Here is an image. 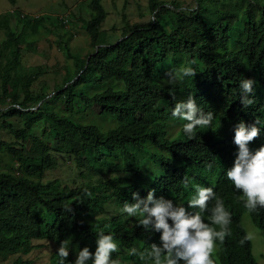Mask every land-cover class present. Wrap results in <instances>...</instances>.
Returning a JSON list of instances; mask_svg holds the SVG:
<instances>
[{
    "label": "trees",
    "instance_id": "16d2710c",
    "mask_svg": "<svg viewBox=\"0 0 264 264\" xmlns=\"http://www.w3.org/2000/svg\"><path fill=\"white\" fill-rule=\"evenodd\" d=\"M148 4L153 20L131 24L124 19L121 38L110 42L102 30L108 16L103 0H89L85 30L93 52L86 58L73 56L74 67L66 68L63 83L50 98L35 91V82L45 71L19 73L25 46L21 34L8 32L0 49V99L11 98L13 105L0 110V127L15 141L0 139V154L11 155L17 167L0 173L4 261L18 255L12 264H30L23 256L54 244L51 263L59 264L58 249L64 242L69 251L65 264H74L84 247L94 258L97 234L103 232L118 245L112 259L123 256L132 264H145L140 254L163 242L153 226L149 230L136 226L139 216L120 212L125 202H136L133 193L143 200L154 190V199L163 197L190 214L197 212L188 208L196 186L210 185L211 177L234 165L239 152L234 136L240 122L250 128L259 120V136L248 146L250 150L264 146V3L238 0L225 7L221 0H198L193 10H184L177 1L171 6L163 0ZM20 19L33 22L23 15ZM61 45L69 51L66 42ZM183 67L196 74L169 84L165 73ZM243 79L255 82L247 94L253 100L248 107L241 103ZM189 95L200 111L214 116L211 126L197 127L191 139L183 131L187 121L171 114L175 103ZM77 108L86 116L76 118ZM14 117L23 121L22 127L14 124ZM38 123L43 124L46 140L33 134ZM52 151L71 158L81 179L100 178L82 185L43 182L46 172L57 165ZM184 177L189 179L187 187ZM216 191L238 216L234 190ZM110 204L116 206V215H109ZM69 207L71 211L66 210ZM201 215L207 223L205 213ZM245 215L241 205L238 220L230 224L231 234L223 244L217 241L215 264H259L251 239L241 244L248 234L242 223ZM250 215L264 232V209ZM92 258L85 264H92Z\"/></svg>",
    "mask_w": 264,
    "mask_h": 264
},
{
    "label": "clouds",
    "instance_id": "9594fccd",
    "mask_svg": "<svg viewBox=\"0 0 264 264\" xmlns=\"http://www.w3.org/2000/svg\"><path fill=\"white\" fill-rule=\"evenodd\" d=\"M195 74L193 68L183 67L178 72H167L165 76L169 84H175L178 79ZM254 83L251 79H243L240 82V89L244 93L241 103L245 107L253 103L247 94L253 91ZM171 114L187 121L183 125V131L189 139L193 138L197 127H210L214 119L212 112L205 114L199 110L196 100L191 95L186 101L176 102ZM256 124H259V120L250 128L243 122L236 126L234 143L238 146L239 152L234 165L229 170L226 165L222 175L211 177L210 185L196 186L195 195L188 201V208L199 211L190 214L187 208L182 205L174 206L171 200H165L163 197L154 199V190L148 192L146 199L141 200L138 193H133L136 202L131 204L125 202L120 212L129 217L139 216L137 227L143 226L145 230H149L151 225L155 232L161 233L159 238L163 242L162 247L152 244L140 254V259L145 261V264H180L181 261L183 264H215L213 256L217 241L223 244L231 234L230 224L238 220L241 205L246 210L244 217L248 216L252 221L250 214L264 209V146L251 150L248 146L259 136L260 129ZM211 168L212 165L208 164L207 170ZM183 183L185 187L188 186V177H184ZM226 188L233 189L236 193L235 197L239 202L238 216H234L223 199L215 193L216 190ZM66 210L71 211V208ZM201 213H205L207 223ZM97 235L99 239L94 258L88 247H84L78 252L74 264H85L89 258H92V264H120L119 260L111 258L112 253L119 251L114 237L103 232ZM251 238L250 234H246L241 244ZM130 251L135 254L136 250L132 248ZM68 255L69 251L63 242L58 249V256L61 258L59 264H65Z\"/></svg>",
    "mask_w": 264,
    "mask_h": 264
},
{
    "label": "rangeland",
    "instance_id": "374dc122",
    "mask_svg": "<svg viewBox=\"0 0 264 264\" xmlns=\"http://www.w3.org/2000/svg\"><path fill=\"white\" fill-rule=\"evenodd\" d=\"M89 0H0V49L8 41V32L14 31L21 34L24 48L22 51L20 74L28 76L37 72L45 71L35 82V91L48 98L52 97L57 86L63 83L66 68H73L75 59L73 56L80 55L86 58L93 52L91 39L85 30L86 20L89 19L87 3ZM169 6L173 1L181 4L184 10H193L197 7L198 0H163ZM225 7L236 4L238 0H221ZM264 3V0H258ZM244 3V1H240ZM103 5L108 16L103 24L102 30L108 41L115 42L122 36L125 26L124 19L129 23L146 24L153 20V13L149 9L148 0H103ZM215 7H223L217 4ZM27 16L33 22L28 23L20 18ZM37 22H42L37 24ZM64 24H63V23ZM63 25V26H62ZM66 42L69 51L61 45ZM32 44V45H31ZM7 50V59L9 56ZM7 61V60H6ZM5 61V62H6ZM164 70H168L165 67ZM1 94V93H0ZM80 102V101H79ZM13 105L11 98L0 99V110L7 109ZM80 106L83 104L80 102ZM35 108H32V110ZM76 118L86 116L83 109H76ZM90 116H87L89 119ZM17 127L23 126V121L17 117L12 118ZM1 123V120H0ZM43 124L38 123L33 134L46 140L42 136ZM0 139L9 142L15 141L14 136L0 127ZM56 158L55 169L46 172L43 182L60 181L61 185H82L86 182H94L100 178L97 175L81 179L78 169L71 158L62 153L52 151ZM17 167L16 160L8 153L0 154V173H12ZM148 177V173H144ZM111 205V204H110ZM109 215H116L115 205L109 208ZM105 215V213H103ZM243 226L248 234L252 236L253 254L259 264H264V232L261 231L253 221L244 217ZM41 243V242H40ZM39 244V242H37ZM56 251V246L51 244L43 249H35L29 255L23 256L30 264H52L51 255ZM214 253L217 254L215 248ZM217 256V255H216ZM18 255L10 256L7 260L0 258V264H12ZM121 264H132L127 258H120ZM182 263V261H181Z\"/></svg>",
    "mask_w": 264,
    "mask_h": 264
}]
</instances>
